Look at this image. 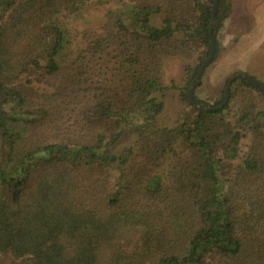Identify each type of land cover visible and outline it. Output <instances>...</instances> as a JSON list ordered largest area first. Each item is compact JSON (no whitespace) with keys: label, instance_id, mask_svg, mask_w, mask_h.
<instances>
[{"label":"trees","instance_id":"trees-1","mask_svg":"<svg viewBox=\"0 0 264 264\" xmlns=\"http://www.w3.org/2000/svg\"><path fill=\"white\" fill-rule=\"evenodd\" d=\"M88 1L0 0V264H264V92L237 77L224 107L226 85L195 95L211 109L188 96L214 0H132L65 52L61 16ZM177 54L198 63L170 127L157 94Z\"/></svg>","mask_w":264,"mask_h":264},{"label":"rangeland","instance_id":"rangeland-1","mask_svg":"<svg viewBox=\"0 0 264 264\" xmlns=\"http://www.w3.org/2000/svg\"><path fill=\"white\" fill-rule=\"evenodd\" d=\"M133 2L137 1L90 0L69 18L63 19L61 16L69 29L70 43L65 52H76L83 47L86 44L83 31L87 28L100 27L106 21L108 12L125 9ZM233 14L232 20L220 33V58L209 68L206 83L201 87L199 84L195 90V95L204 101L218 100L223 86H227L226 79H230L235 72L243 68L247 71L241 70L242 72L255 76L264 84V0H237ZM163 19L164 15L157 13L153 15L152 22L160 26L163 24ZM187 63L196 66L198 63L196 56L190 61L181 54L168 56L162 60V77L168 87L164 95L157 94L165 102V111L159 117L162 125L174 126L184 106L179 89L189 78L184 69ZM259 107L264 109V102L259 103ZM247 142L246 139L243 143L241 155L247 149Z\"/></svg>","mask_w":264,"mask_h":264},{"label":"water","instance_id":"water-1","mask_svg":"<svg viewBox=\"0 0 264 264\" xmlns=\"http://www.w3.org/2000/svg\"><path fill=\"white\" fill-rule=\"evenodd\" d=\"M219 3L220 0H214L213 3V7H212V20H211V24L213 27H215V32L211 37V45H210V51H209V56L207 57V59L201 64L198 73L196 75V77L192 80L190 88H189V100L193 105L196 106H201L204 107L206 109H211V107H209L207 104H202L200 102H197L195 99V90L197 88V86L201 83L202 81V75L207 67L208 64H210L214 57H215V53H216V38H217V32H218V8H219ZM237 77H243L246 78L247 80H249L250 83H252L253 85L257 86L260 90H262L264 92V84L259 82L255 77H253L252 75L246 73V72H240L238 74H235L233 76L230 77V79L228 80L226 89H225V100L223 102V104L220 107H224L230 98V89H231V85L232 82L237 78ZM217 109V108H215Z\"/></svg>","mask_w":264,"mask_h":264}]
</instances>
